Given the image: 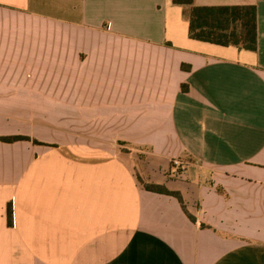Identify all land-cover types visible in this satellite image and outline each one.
<instances>
[{
	"label": "crops",
	"instance_id": "crops-1",
	"mask_svg": "<svg viewBox=\"0 0 264 264\" xmlns=\"http://www.w3.org/2000/svg\"><path fill=\"white\" fill-rule=\"evenodd\" d=\"M194 6H256L257 50L172 0H0V137L29 139L0 141V264H264V1Z\"/></svg>",
	"mask_w": 264,
	"mask_h": 264
},
{
	"label": "trees",
	"instance_id": "trees-1",
	"mask_svg": "<svg viewBox=\"0 0 264 264\" xmlns=\"http://www.w3.org/2000/svg\"><path fill=\"white\" fill-rule=\"evenodd\" d=\"M174 4L188 7L186 16L189 21V37L192 40L222 47H236L240 50L255 52L258 40V21L256 6H194V0H172ZM264 1V0H259ZM184 90L185 87H183ZM29 140L23 137H0L5 143ZM36 145H44L34 142ZM146 191L172 196L184 208L179 193L170 192L158 185H144ZM9 225L13 223V211L7 210Z\"/></svg>",
	"mask_w": 264,
	"mask_h": 264
},
{
	"label": "built area",
	"instance_id": "built-area-1",
	"mask_svg": "<svg viewBox=\"0 0 264 264\" xmlns=\"http://www.w3.org/2000/svg\"><path fill=\"white\" fill-rule=\"evenodd\" d=\"M187 169V164L181 159H174L171 164L170 175L178 176L182 175Z\"/></svg>",
	"mask_w": 264,
	"mask_h": 264
}]
</instances>
